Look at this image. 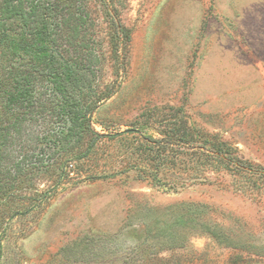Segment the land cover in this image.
Listing matches in <instances>:
<instances>
[{"label": "rangeland", "instance_id": "374dc122", "mask_svg": "<svg viewBox=\"0 0 264 264\" xmlns=\"http://www.w3.org/2000/svg\"><path fill=\"white\" fill-rule=\"evenodd\" d=\"M85 2L109 137L0 197V264H264V0Z\"/></svg>", "mask_w": 264, "mask_h": 264}, {"label": "trees", "instance_id": "16d2710c", "mask_svg": "<svg viewBox=\"0 0 264 264\" xmlns=\"http://www.w3.org/2000/svg\"><path fill=\"white\" fill-rule=\"evenodd\" d=\"M89 15L85 0H0V197L17 199L12 191L21 177L55 171L58 177L41 195L29 187L28 211L61 183L72 162L109 137L92 128L94 110L113 91L97 78L99 58L85 39ZM86 136L87 148L77 153Z\"/></svg>", "mask_w": 264, "mask_h": 264}]
</instances>
